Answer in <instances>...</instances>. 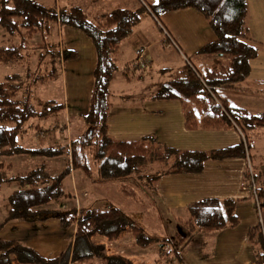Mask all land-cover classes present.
Instances as JSON below:
<instances>
[{
  "label": "trees",
  "instance_id": "trees-1",
  "mask_svg": "<svg viewBox=\"0 0 264 264\" xmlns=\"http://www.w3.org/2000/svg\"><path fill=\"white\" fill-rule=\"evenodd\" d=\"M184 8L201 13L214 35L199 52L221 54L226 60L202 71L187 59L179 68L170 71L155 96L180 101L187 129L235 128L240 142L209 150H181L160 143L153 136L137 140L113 139L108 133V115L112 107L110 84L117 70L116 54L120 43L131 35L144 13L159 20L164 12ZM246 12L247 0H156L135 9L115 8L95 15L77 5L55 9L36 0H0V29L2 38H6V42L0 44V64L22 68L0 81V156L58 154V149L24 147L18 140L24 137L30 119L65 109L62 102L39 98L36 88L56 76L54 64L60 54L65 60L75 57L70 50L63 49L60 53L58 44L50 41L55 29L68 26L80 30L95 51L88 104L81 115L83 126L89 131H81L76 136L70 134L68 139L67 154L72 169L88 173V159H91L96 164L98 181L110 182L137 174L155 182L163 175L200 173L208 160L243 159L246 163L244 177L247 178L251 171L252 178L246 161L250 155L247 137L253 129H264V112L251 113L244 107L230 105L221 95L222 89L236 88L247 80L251 61L261 46L264 47L249 34ZM35 34L40 35V40L30 43ZM35 54L37 64L31 68ZM41 67L45 70L40 74ZM152 163L162 164L165 169L148 174L145 169ZM70 166L55 175L43 164L23 174L8 175L11 165L0 162V187L16 185L5 199V216L0 229L10 221L37 223L50 218H56L63 228L75 226L71 251L66 249L53 257L40 255L20 240L0 237V264H132L120 254L107 253L104 244L92 241L94 234L112 237L128 229L139 247L149 245L152 238L145 229L112 202L104 207L79 209L46 207L64 196L63 179L69 174ZM252 180L255 185V178ZM255 196L263 205L264 184L259 188L255 185ZM239 200L208 197L187 205L188 217L182 225L186 234H174L177 249L171 239L166 238L181 264L180 254L196 232L218 231L239 224L236 214ZM249 242L254 256L250 264H264V230L259 222L250 230ZM159 251H164L163 245Z\"/></svg>",
  "mask_w": 264,
  "mask_h": 264
},
{
  "label": "crops",
  "instance_id": "crops-1",
  "mask_svg": "<svg viewBox=\"0 0 264 264\" xmlns=\"http://www.w3.org/2000/svg\"><path fill=\"white\" fill-rule=\"evenodd\" d=\"M140 1L142 4H145L144 0ZM96 2V0L92 1V3ZM124 5L125 0H112V9L126 8ZM80 7L93 9V7ZM155 21L157 26L162 28L164 32L166 31L170 39L178 47L177 50L180 58L176 64L178 66L171 67L169 66L171 64H167L166 67L161 69L165 71L167 79L170 71L183 65L193 53L197 54V60L195 62L189 59V62L202 71L206 68L216 67L226 60L221 54L207 55L199 52V49L203 45L214 39V35L206 19L195 9L184 8L164 12L160 15V19H155ZM53 34L57 35L58 40L56 43L58 44V51L60 53L63 49L75 53L74 58L66 60L60 54L54 66L56 76L59 72L62 78L64 90L62 103L65 107L63 111L68 112L70 117H78L85 113L87 108L92 85V70L95 65V51L91 41L78 29L62 26L58 30L55 29L52 32ZM163 40L168 44L169 39L164 38ZM124 41L120 43L116 54L117 70L110 85H126L130 80L135 78L131 76L129 70L126 73V67L131 66L135 50L138 47L145 45L144 47L147 50L146 57L149 59L148 64L151 61L152 63L154 62L148 49L155 43L154 39L152 41H139V44L132 43V47L134 48L132 58L123 57L124 53L121 44ZM250 82L252 84L256 82L264 83V80H246L242 82L245 85H241L240 83L236 88L222 89L221 95L228 104L244 107L237 101L232 100L237 98L229 97L228 94L254 93L252 92L253 88L248 85ZM111 91L112 107L108 115V133L113 139L137 140L142 137L153 136L160 143L181 150H209L235 145L240 142V134L235 128L219 130L187 129L184 125L183 111L179 100L158 98L155 96L156 93L143 98H131L125 94L122 97L119 96L122 95L123 90H121L122 92L117 93L119 105L118 102H115V97L117 96L113 92V86ZM124 100H129L131 105L122 104ZM37 143L38 146L42 144L39 140H37ZM68 158H70L69 154L67 157H62V161L68 163ZM46 162H43V165L52 175L58 174L63 170V162L61 165H56L53 159ZM4 163H9L11 168L14 166L11 161ZM245 164L243 159L208 160L205 163L203 171L200 173L163 175L147 186L150 191L148 198L152 203L151 207L156 212L157 218L162 219L165 226H168L172 232L179 234H186L182 225L188 217L186 207L189 203L208 197H234L240 199L236 204V214L239 218V224L233 228H225L218 231L201 230L196 232L180 254L182 264H250L253 261L254 256L249 236L250 230L258 222L255 212H253L254 209H252L253 204L244 191ZM68 175L70 176L73 193L68 192L67 196H70L74 201V205L71 207L77 209L93 206L91 203L94 200L107 199L108 196H104L103 192L99 190V187L102 185H112V192L118 189L122 191V186H124L119 183V180L97 184H94V182L95 194H89L91 191H88L87 188L79 190L76 184L75 169H72L71 166ZM15 188L16 185L12 189L14 190ZM130 188L131 191H127L128 197L135 201H142L140 200L141 196L138 194L139 192H137L138 190ZM65 194L64 192V196ZM107 202L115 203L114 201ZM49 204L46 207L67 209L64 202L56 205V208L50 207ZM74 234V225L69 228H63L56 218H50L37 223L10 221L0 229L1 238L20 240L35 249L40 255L46 257L57 256L66 249H70L71 251ZM94 235L92 236V241L96 243L93 240ZM207 246L210 248L208 249ZM146 248L138 247L136 251L122 250L123 252L115 254H120L128 258L132 264H137L135 255H142ZM107 253L114 254V252L110 253L108 251Z\"/></svg>",
  "mask_w": 264,
  "mask_h": 264
},
{
  "label": "rangeland",
  "instance_id": "rangeland-1",
  "mask_svg": "<svg viewBox=\"0 0 264 264\" xmlns=\"http://www.w3.org/2000/svg\"><path fill=\"white\" fill-rule=\"evenodd\" d=\"M46 7L55 8L61 7L63 5H79L83 7H93L92 10L86 9L87 12H91V15L109 12L112 10V0H96V3H92L93 0H36ZM145 2H155L156 0H144ZM140 0H125V7L127 9H135L141 5ZM155 19L148 13H144L141 17L139 23L134 27L131 35L125 39L121 44L123 50V57L132 58L133 56V44H139V41L143 40H155V43L148 48L150 50L151 56L154 59L152 63L151 58L150 64H146L144 67L133 68L132 66L126 67L129 70L131 76L135 77L130 80L126 85H110V89L117 96L123 90L122 96L125 94L131 98H143L149 97L157 94L160 85L165 82L167 75L165 71L161 69L169 66L176 67L179 61L178 47L170 39L169 35L166 36L164 30L157 26ZM245 24L248 27L249 34L259 43L264 44V0H247V12L245 17ZM2 30L0 29V44L5 43L6 38H2ZM164 38L169 39L168 44L163 40ZM7 40H10L7 38ZM16 41L15 39H13ZM40 40V35L35 34L33 38L29 41L30 43H37ZM58 38L56 34L50 37V41L55 43ZM145 41V42H148ZM145 46V45H144ZM143 46V47H144ZM139 48V47H138ZM146 47H144L146 55ZM148 58V57H147ZM135 59V56H134ZM133 59V60H134ZM191 61L197 60V54L193 53L189 56ZM131 60V59H130ZM132 60V62H133ZM149 60V59H148ZM186 60V59H185ZM37 64L36 54L34 59L31 61V68ZM122 66V65H121ZM45 68L41 67L38 71L40 74L44 73ZM22 68H10L9 66L0 64V81L5 78V76L12 72H20ZM264 80V47L258 50L257 56L251 61V72L247 80ZM165 80V81H164ZM241 85H245L241 83ZM249 87L253 88L254 93H231L228 94L229 97L237 98L232 99L237 101L241 106H244L251 113L264 112V83L252 84L250 82ZM253 85V86H252ZM255 89V90H254ZM63 83L62 78L58 72L57 76L48 80L44 85H39L36 88V95L43 99H54L58 102H63ZM123 99V98H122ZM123 101V100H122ZM115 102L119 103L118 96L115 97ZM131 105L129 100H124V103ZM120 105V103H119ZM81 131H89V128H84L83 120L81 116L70 117L68 112L59 111L56 114H51L46 117H36L30 119L26 124L25 137L19 138L18 143L24 147H41V148H55L58 149V154L55 156H30V155H11V156H0V162H13L14 166L8 172V175L13 174H23L28 170L33 168L36 164L47 163L50 159H53L56 165H61L65 167V161H62V157L68 156V139L69 135L76 136L80 134ZM248 143L250 145V155L248 156L247 166L250 165L252 170V178H255V185L259 188L261 184H264V129H253L248 133ZM39 140L42 144L37 143ZM43 161V162H42ZM70 158H68V165L70 166ZM89 171L88 173L82 171L81 169H75L76 184L79 190L87 188L91 191L89 194H95L94 184L103 183L97 180V170L96 164L93 163L91 159H88ZM63 167V169H64ZM65 167V168H66ZM165 167L159 163H152L150 166L146 167V172L151 174L152 172H161ZM144 173V172H143ZM145 174V173H144ZM119 183L122 185V191L118 189L112 192V185L106 184L105 186H100L104 196L99 200L92 201L93 206H104L107 201H114L116 205L121 207L128 216L137 224L142 226L147 234L152 238L149 245H147L146 250L143 254L136 256L137 264H181L175 255V250L173 245L166 238L169 237L175 245L174 232L168 226H165L162 219H158L156 212L152 210V203L148 198L150 191L148 187L152 182L147 179L146 176H139L137 174L131 175L129 177H124L118 179ZM95 182V183H94ZM94 183V184H93ZM250 185V186H249ZM14 185H2L0 187V222L5 216L4 202L9 193L13 190ZM130 187L137 189L140 194L142 201H135L128 197L127 191H131ZM127 188V190H126ZM63 189L66 193L62 198L53 201L49 204L50 207H55L61 202H64L67 208H71L74 205V201L67 193L72 191V184L70 176L66 175L63 179ZM104 190V191H103ZM136 191V190H135ZM244 191L248 198L253 204V212H255V217L258 222V213L255 209V199L252 189V179L250 174L244 177ZM90 196V195H89ZM72 199V200H71ZM95 199V198H93ZM114 203V204H115ZM238 203V202H237ZM264 214V211H263ZM132 234L128 229L117 236L106 237L99 234L94 235L93 240L97 243H103L105 245L106 251L112 253L123 252L122 250H137L139 247L135 242L134 238L131 239ZM164 246V251L160 252L159 248ZM209 249L210 247L207 246ZM206 248V249H207ZM16 264V262H15ZM22 264H35V263H22ZM59 264V263H58Z\"/></svg>",
  "mask_w": 264,
  "mask_h": 264
},
{
  "label": "built area",
  "instance_id": "built-area-1",
  "mask_svg": "<svg viewBox=\"0 0 264 264\" xmlns=\"http://www.w3.org/2000/svg\"><path fill=\"white\" fill-rule=\"evenodd\" d=\"M165 34L168 36L167 32L165 31ZM149 63L148 58L145 55L144 47L141 46L135 50V59L131 66L135 68H140L146 66V64ZM250 167V165H249ZM250 171V169H249ZM250 177H251V171H250ZM252 179V178H251ZM250 186V185H249ZM252 189H253V195L255 199V209L258 213V222L260 224V227L264 230V204L262 205L261 201L258 200V198L255 196V185L252 180Z\"/></svg>",
  "mask_w": 264,
  "mask_h": 264
}]
</instances>
